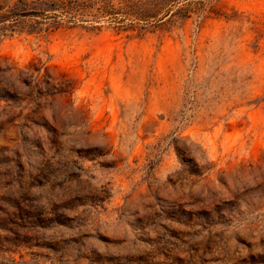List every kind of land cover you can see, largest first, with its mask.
<instances>
[{
    "label": "rangeland",
    "instance_id": "obj_1",
    "mask_svg": "<svg viewBox=\"0 0 264 264\" xmlns=\"http://www.w3.org/2000/svg\"><path fill=\"white\" fill-rule=\"evenodd\" d=\"M162 14L0 39V264H264V0Z\"/></svg>",
    "mask_w": 264,
    "mask_h": 264
},
{
    "label": "trees",
    "instance_id": "obj_2",
    "mask_svg": "<svg viewBox=\"0 0 264 264\" xmlns=\"http://www.w3.org/2000/svg\"><path fill=\"white\" fill-rule=\"evenodd\" d=\"M175 0H0V39L13 35H35L46 37L57 29H70L94 22L118 23L132 16L148 22L163 17L162 10ZM99 26V25H98ZM39 73L13 71L12 67L0 66L1 76L16 77L21 85L15 86L18 99L22 93L30 96L37 89ZM13 89V85H9ZM1 90L9 94L6 87ZM4 96V95H0Z\"/></svg>",
    "mask_w": 264,
    "mask_h": 264
}]
</instances>
